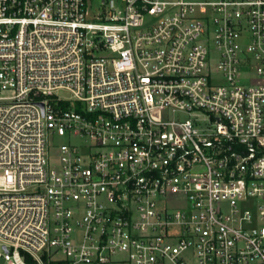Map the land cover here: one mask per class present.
Wrapping results in <instances>:
<instances>
[{"label":"built area","instance_id":"2783aa9c","mask_svg":"<svg viewBox=\"0 0 264 264\" xmlns=\"http://www.w3.org/2000/svg\"><path fill=\"white\" fill-rule=\"evenodd\" d=\"M0 243L264 264V0H0Z\"/></svg>","mask_w":264,"mask_h":264},{"label":"rangeland","instance_id":"374dc122","mask_svg":"<svg viewBox=\"0 0 264 264\" xmlns=\"http://www.w3.org/2000/svg\"><path fill=\"white\" fill-rule=\"evenodd\" d=\"M59 94L63 97H70L71 93L67 90H61L59 92ZM81 140L78 139V138H72L71 140L67 139L66 137L64 136H57L55 138V143L56 145L60 146L61 144H64V143H68V142H71V143H79ZM0 250H2V246H1V243H0ZM0 264H7L6 260L3 259V258H0Z\"/></svg>","mask_w":264,"mask_h":264},{"label":"water","instance_id":"95a60500","mask_svg":"<svg viewBox=\"0 0 264 264\" xmlns=\"http://www.w3.org/2000/svg\"><path fill=\"white\" fill-rule=\"evenodd\" d=\"M42 104V103H41ZM42 106H43V104H42Z\"/></svg>","mask_w":264,"mask_h":264}]
</instances>
